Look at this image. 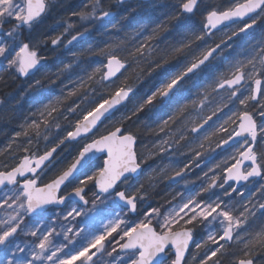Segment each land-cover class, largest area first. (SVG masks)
<instances>
[{
    "label": "snow or ice",
    "instance_id": "6c2138e0",
    "mask_svg": "<svg viewBox=\"0 0 264 264\" xmlns=\"http://www.w3.org/2000/svg\"><path fill=\"white\" fill-rule=\"evenodd\" d=\"M200 2L177 0L172 19L189 18ZM49 6L50 0H0V59L7 62L5 70L27 76L40 65L43 57L37 47L17 42L21 28L38 22ZM112 16L103 0H86L79 10L71 12L75 21L70 18L63 33L50 43L68 47L89 31L84 27L65 43L76 22L94 24ZM260 22H264V0H232L224 8L209 5L200 30L176 45H155L158 28L135 44L119 39L94 52L103 57L101 66L91 72L85 69V76L65 96L45 104L36 118L27 121L12 142L0 150V156L13 161L0 164V264H224L226 256L231 258L230 264H264V226L256 230L249 227L256 211L264 210V202L257 205L248 199L239 207L232 203L234 193L244 195L234 185L250 183L256 177L264 179V150L257 151L258 142L264 148V35L249 44L243 54L224 57L227 67L223 70L214 63L232 48L234 38L250 34ZM6 24H11L7 30ZM232 25L235 28L230 34L208 43L223 27ZM133 64L143 65L135 76L137 82L154 78L155 83L127 114L96 136L98 127L126 107L135 93L126 76L112 87ZM72 66L65 64L63 71ZM36 83L39 85V81ZM102 89H108L106 96ZM236 104L239 108L232 110ZM168 108L173 110L155 133L162 134L161 138L147 156L140 155L137 136L128 131L126 122L146 109ZM69 117H75L71 130L41 152V141L50 143L53 128L59 130L60 119ZM81 139L87 142L72 162L49 182L40 183L41 173L52 163L57 150L66 142ZM230 143L238 145L236 151L203 174L204 182L195 195L178 193L166 204L153 205L148 202L145 184L131 183L157 154L188 150L192 159L168 177L176 180ZM98 153L102 164L93 174L85 172L78 185L64 193L71 179L94 165ZM89 185L95 188L91 199ZM153 187L150 175L148 188ZM215 189H221L222 196ZM259 191L264 197V185ZM69 200H77L78 206L56 212L53 206ZM109 201L111 210L101 208ZM49 212L55 215L48 216ZM93 213H101L107 220L101 222V230L87 222L80 226L83 218ZM133 216L138 219L132 220ZM197 227L204 231L201 242L195 240ZM20 233L32 239L21 246L14 239ZM78 237L86 242L77 250H69ZM233 244L242 245L239 254L230 251ZM193 245L195 251H191Z\"/></svg>",
    "mask_w": 264,
    "mask_h": 264
},
{
    "label": "trees",
    "instance_id": "16d2710c",
    "mask_svg": "<svg viewBox=\"0 0 264 264\" xmlns=\"http://www.w3.org/2000/svg\"><path fill=\"white\" fill-rule=\"evenodd\" d=\"M86 0H50V11L43 23H40V31H36L35 27L29 33L25 32L22 39L25 43H30L32 46L37 47V51L42 59L43 66L29 79L23 80L17 72H0V101H3L0 108V150H3L14 137V134L21 131L22 126L29 120L36 118L38 110L50 101H55L58 97L62 98L68 90L76 83V81L85 76V69L91 72L96 67L101 66L103 57L95 55L103 48L106 43H112L119 39H126L129 44H135L144 40L153 34L154 30L160 29L157 39L153 41L159 48H165L176 45L186 37L191 36L193 31H199L202 26L203 16L208 9L209 5L218 6L220 8L228 7L232 0H203L197 12L189 18L182 17L179 21L172 19L176 9L174 5L177 0H155L152 3H135L131 1L126 5H119V0H103V5L106 10L115 13L114 18L108 22H101L97 26L89 28L87 32L89 38L82 44L74 47L70 52H66L64 47L54 48L50 40L58 35H61L66 26V22L71 18V12L79 10ZM75 21V18H71ZM117 25L113 28L112 25ZM11 25H5L7 30ZM35 30V32H34ZM82 24L76 22V27L72 32L65 36L64 42L70 39V35L76 34L77 31H83ZM232 30L226 33L230 34ZM36 33V34H35ZM40 33V34H39ZM39 35L35 43L33 38ZM224 35L218 34L211 37L208 43L212 41L219 42V39ZM264 35V22L258 23L254 28L253 33L233 40L232 48L226 49L221 57H218L214 62L221 70L227 67V61L224 57H235L243 54L248 45L253 43ZM201 47L204 46L202 42H198ZM89 49L93 50L92 52ZM75 57H79V61L75 62ZM71 63L73 66L68 71H63L65 64ZM143 65L137 67L135 64L130 67L124 76L116 81L115 85L118 86L124 77H128V82L133 84L136 88L132 98L127 103L126 107L121 108L111 119L104 123L101 129L96 132V136L105 133L117 120L129 112L132 106L143 96L149 88L155 83V79H147L144 82H137L135 76L141 71ZM39 81V85H37ZM204 81H200L203 83ZM191 84V82H189ZM103 95H107L108 89L101 90ZM226 95V94H225ZM74 99V98H73ZM219 97L217 100L219 101ZM71 103V100L68 101ZM83 107V105H82ZM239 105H233L232 110H237ZM173 109L168 108L162 111L153 109L151 111L145 110L139 115L138 118L134 117L133 120L126 122L128 131L133 132L137 136V151L140 155L144 152H151L153 145L161 138L155 133L158 131L159 126L164 119L171 113ZM228 112V109H225ZM61 128L59 130L53 128L49 135L50 143L41 141V152L45 147H51L58 139L66 135L68 130H71L75 123V117L69 119L61 118L59 121ZM87 141L79 144L71 145L65 148L54 160L50 168L40 177V183H47L55 177L61 170L67 167L78 153L81 145ZM263 148L258 146L257 151H262ZM186 148H181L176 154L177 165L167 172V178L172 176L173 173L185 164L189 163L192 159L190 154H187ZM171 155L157 154L155 158L151 159V164L157 166L163 164ZM4 162L12 163L10 158L0 156V164ZM101 165V164H100ZM99 165V166H100ZM194 167L188 171L189 173H197ZM96 170L92 169L87 174H93ZM92 172V173H91ZM158 173V172H157ZM83 177V176H82ZM81 177V178H82ZM164 177L159 181L156 180L153 188H148V182L145 187L149 191V203L153 205L166 204L167 201L172 200L175 195L172 189L167 185ZM79 180L69 186V191L72 187L78 185ZM263 183L256 184V195L261 194L259 191ZM91 192L93 187L89 185ZM246 196L243 198L245 199ZM237 203V202H236ZM237 207L238 204H235ZM69 208V207H68ZM134 220V218H131ZM58 226V225H57ZM264 226V210L256 213V216L250 220V229L256 230ZM196 242H201V236H204L202 228L195 229ZM73 245H70L71 248ZM242 247V245H241ZM241 247H234L230 249L231 252L239 254ZM195 251V250H192ZM231 258L226 256L224 264H230Z\"/></svg>",
    "mask_w": 264,
    "mask_h": 264
},
{
    "label": "rangeland",
    "instance_id": "374dc122",
    "mask_svg": "<svg viewBox=\"0 0 264 264\" xmlns=\"http://www.w3.org/2000/svg\"><path fill=\"white\" fill-rule=\"evenodd\" d=\"M50 9L51 8L49 7V11H50ZM98 24H99V22H96L94 24H82V28H84V27L92 28V27L97 26ZM6 25H11V24H6ZM30 31H32V29H28L27 30V32H30ZM21 36H22V33H21ZM21 36H20V38H19V40L17 42L18 44H22L23 43V40H22ZM6 63H7L6 61L0 59V72H16L15 70H5L6 69ZM258 146H260L259 142H258L257 148H258ZM212 147H215V145L213 144ZM236 148L233 149V150H230L228 152H224V153L220 152L221 149H217L214 153H212V156L210 158L203 159L200 162V167L196 168V172L197 173H193L192 175H190L189 180H187V182H185L184 184L180 185L177 189H175V190L172 189L173 194L175 195V197L177 196L178 193H182L184 196L195 195V193L199 190V187H200L201 183L204 182L203 174L205 172H208L209 169L214 168L216 164L221 163L224 159H226L231 154H233L236 151ZM178 150L179 149H174L172 152L165 153V155L168 154V155H171V157L169 159H167L163 164H158L157 166H153L151 164V159H149L148 163L143 166L145 168L144 176L139 181H131V183H134V184H137V185H139L140 183H143V184L146 185V183L148 182V176H150V175L153 177V182H156V180L159 181L161 179V177H164V179L166 181H168L169 180L167 178L168 170H171L178 163V161H176V154L178 153ZM263 150H264V148H263ZM143 155L147 156L148 154H147V152H144ZM100 164H102V162L101 163H96L93 166L94 168L93 167L92 168L94 170H96V168ZM161 169H163V172H161ZM121 187L125 188L126 185H122ZM225 187H228V186L226 185ZM89 189H91V188H89ZM254 190H257L255 188V186H251L247 190H243L242 191L244 193L243 197L246 196L245 199L243 197H241L240 195H238V194H233L232 203L234 205L238 204V206H239L241 203L246 202L248 199H252L253 203H256L257 205L260 202H264V197H262L261 194H259L257 196L256 192ZM214 191L219 193L222 196V190L221 189H215ZM93 192L90 193L89 199L92 198ZM253 194H255V195H253ZM177 198H179V197H177ZM225 199H227V198H225ZM106 206L110 210L113 208V206L111 205L110 201L106 202L105 205H101V208H104ZM70 207H75V206H70ZM67 209L60 210V211L56 210V212H63V211H66ZM262 211L263 210H257L256 213H259V212H262ZM115 212H119V208H115ZM47 215L48 216H54L55 213L49 212V213H47ZM85 222L93 225L97 230H101V222L106 223L107 220L103 218V214H101V213H93V214H90L89 217L83 218V220L80 223V226L83 227ZM61 223L67 224V222H64V221H61ZM73 224H75V222H73ZM57 227L59 229V225ZM202 238H204V236H201V239ZM31 239H32L31 237H27L23 233H20L15 238V242L16 243H20L21 246H23L26 241H30ZM55 239L56 240H62V237H57ZM85 242L86 241L84 240L83 237H78L77 238V242L75 244H73V246L71 248H69V250H72V251L77 250ZM233 246L234 247H241V245H237V244H233ZM0 259H3L2 252H0Z\"/></svg>",
    "mask_w": 264,
    "mask_h": 264
},
{
    "label": "water",
    "instance_id": "95a60500",
    "mask_svg": "<svg viewBox=\"0 0 264 264\" xmlns=\"http://www.w3.org/2000/svg\"><path fill=\"white\" fill-rule=\"evenodd\" d=\"M131 0H120L119 1V4H121V5H124V4H127L128 2H130ZM134 2H139V3H150V2H153L154 0H133ZM203 0H201V2H202ZM201 2H200V4H201ZM200 6V5H199ZM197 11V10H196ZM195 11V12H196ZM46 14V13H45ZM45 14H43L42 15V17L45 15ZM191 15H193V14H191ZM113 16H114V13H113ZM113 16L111 17V18H113ZM41 17V18H42ZM40 18V19H41ZM111 18H108V19H106L105 21H108V20H110ZM39 19V20H40ZM38 20V21H39ZM35 24V23H34ZM233 26H235V25H232L231 27H233ZM25 27H27V26H24V27H22L21 29H23V28H25ZM223 27V26H222ZM231 27H223V31H225V30H227V29H230ZM223 31H221V32H223ZM221 32H217L216 34H218V33H221ZM244 35H246V34H242L240 37H242V36H244ZM88 38V34H85V36L83 37V39H80V40H78V41H75V42H73V44L72 45H70V46H68V47H66V50L67 51H69L72 47H74L75 45H77V44H79V43H82L83 41H85L86 39ZM40 67H41V63H40V65H38L37 66V68L36 69H34V70H32L27 76H23V75H21V78H23V79H28V78H30L37 70H39L40 69ZM117 81V80H116ZM133 96V95H132ZM132 96H131V98H132ZM130 98V99H131ZM129 102V101H128ZM127 102V103H128ZM0 106H1V103H0ZM118 112V111H117ZM117 112H115L114 113V115L117 113ZM113 115V116H114ZM112 116H110L108 119H110ZM108 119L107 120H105L104 122H103V124L106 122V121H108ZM103 124H101L99 127H98V129L103 125ZM97 131V130H96ZM92 136V134H89V138ZM84 139H81V140H79V142H81V141H83ZM79 142H76V141H72V142H66V144L65 145H62L61 146V148H59L58 150H57V153H55L54 154V159L57 157V155L65 148V147H67V146H69V145H71V144H74V143H79ZM238 145L237 144H235V143H230L228 146H225L224 148H222V151L223 152H226V151H229V150H231V149H233V148H235V147H237ZM136 147H137V145H136ZM101 156V154H96V157H94L93 159H94V163H96V162H98V161H100V160H102V159H99L98 157H100ZM54 159H53V161H54ZM52 161V162H53ZM52 164V163H51ZM51 164H49L48 166H50ZM89 168H86V169H84L81 173H78L77 174V178H73V179H71V182L70 183H68L67 184V186L63 189V191L70 185V184H72L73 182H75L86 170H88ZM142 174H143V172L140 174V176L139 177H137L135 180H138L141 176H142ZM185 179H186V174L182 177V178H177L176 180H170L169 181V183H168V185H179V184H181L182 182H184L185 181ZM264 179H261L260 177H256V178H253L252 179V181L250 182V183H254V182H260V181H263ZM231 183V182H230ZM249 183H242L241 185H235L236 187H238V189L240 190V189H242V188H244L245 186H247ZM78 204V201L77 200H69V201H66V203H65V205H61V206H53V207H55V209L56 210H61V209H64L67 205H69V204ZM133 217H135V216H133ZM194 246V245H193ZM192 246V247H193ZM192 249V248H191ZM0 252H2V250H0Z\"/></svg>",
    "mask_w": 264,
    "mask_h": 264
},
{
    "label": "flooded vegetation",
    "instance_id": "af4514ba",
    "mask_svg": "<svg viewBox=\"0 0 264 264\" xmlns=\"http://www.w3.org/2000/svg\"><path fill=\"white\" fill-rule=\"evenodd\" d=\"M48 11H49V10H48ZM45 15H46V14H45ZM45 15L43 16L44 18L42 17L43 19L40 20V21L38 22V24H35V25H34L35 27H38V28H36V31H40V30H41V26L39 27V25H40V23H43V22H44V20L46 19V17H47L48 14H47L46 16H45ZM34 26H33V27H34ZM35 27H34V28H35ZM34 32H35V30H34ZM35 34H36V33H35ZM39 34H40V33H39ZM33 38L35 39V43H36V42H37L36 40H37L38 38H42V37L39 36V35H35ZM62 47H64V46H63V45H58V46H55L54 48H62ZM64 49H65V48H64ZM65 51H66V50H65ZM38 54H39V53H38ZM46 170H47V169H46ZM46 170L41 174V176L46 172ZM41 176H40V177H41ZM189 177H190V175H189ZM174 190H175V189H174ZM90 193H91V191L88 192V195H89V196H90ZM89 196H88V198H89ZM135 219H138V216L134 217V220H135ZM194 236H195V233H194ZM195 240H196V236H195ZM196 241H197V240H196ZM192 250H195V248L191 249V251H192Z\"/></svg>",
    "mask_w": 264,
    "mask_h": 264
}]
</instances>
